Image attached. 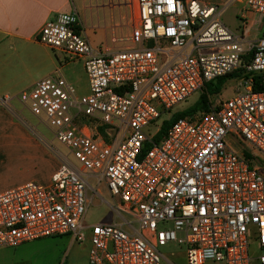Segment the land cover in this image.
Masks as SVG:
<instances>
[{"label":"built area","instance_id":"obj_1","mask_svg":"<svg viewBox=\"0 0 264 264\" xmlns=\"http://www.w3.org/2000/svg\"><path fill=\"white\" fill-rule=\"evenodd\" d=\"M237 1L264 16V0ZM225 9L136 0L128 31L114 30L99 49L77 11L45 24L38 41L84 61L89 93L57 71L21 94L69 155L48 185L0 194V248L71 236L89 242V264H162L169 244L184 248L187 264H264V91L253 90L255 79L264 86V34L246 47L223 23ZM230 76V98L209 95L207 110L155 141L175 107ZM102 183L122 222L86 227L88 190L100 195Z\"/></svg>","mask_w":264,"mask_h":264},{"label":"crops","instance_id":"obj_2","mask_svg":"<svg viewBox=\"0 0 264 264\" xmlns=\"http://www.w3.org/2000/svg\"><path fill=\"white\" fill-rule=\"evenodd\" d=\"M225 7L224 14L232 7L237 23L234 28L225 25L244 38L246 47L255 44L264 34V16L249 10L244 1L227 0ZM73 11L78 12L90 42L100 46L109 43L114 30L128 31L124 20L135 15L136 0H0V194L30 182L49 184L65 159L53 149V137L47 138L32 124L29 110L18 99L42 78L57 71L62 74L67 64L60 53L37 37L48 21ZM60 237L0 248V264H35L44 256L45 264H55L46 252L55 245L51 240ZM89 249L87 244L80 261L70 264H89ZM182 256L186 259L185 250Z\"/></svg>","mask_w":264,"mask_h":264},{"label":"rangeland","instance_id":"obj_3","mask_svg":"<svg viewBox=\"0 0 264 264\" xmlns=\"http://www.w3.org/2000/svg\"><path fill=\"white\" fill-rule=\"evenodd\" d=\"M203 3H209L210 5L219 7L222 9L226 3L227 0H198ZM222 21L224 24L235 27L237 25L235 14L232 10V7H229L226 11V13L222 17ZM93 45V44H92ZM102 45L97 46L93 45L94 48L99 49ZM63 58V64H67L66 67L62 70V75L66 81L71 84L77 91L79 95H87L89 92V84H88V78L85 73L84 69V61L79 59H71V58H64L63 55L60 54ZM235 86V83L232 81H228L224 86L222 91L220 92V97L222 99H228L230 98L234 91L233 88ZM201 96V95H200ZM198 94L192 96L189 98L186 102L181 103L177 107H175L172 110V114H177L180 112H183L195 105V103L200 98ZM18 102H20L25 108H27L23 102L21 101V97L18 99ZM28 109V108H27ZM29 110V109H28ZM28 112V111H27ZM29 118L34 126H37V129L41 131V133L44 136L53 137V149L58 151L61 156L67 157L69 155V152L67 148L63 145H61L59 142H57L54 139V136L51 132V129L46 124L45 118L42 116L41 118H38L34 116L30 110H29ZM171 114V116H172ZM170 116V117H171ZM168 117L167 115L162 116V118L155 124V126L151 127L152 131L156 127H160L162 125V122ZM94 127V126H93ZM90 130L91 133H95L97 135L101 134L98 130L93 129ZM70 161H72L76 166L77 163L72 157H68ZM44 184L43 182H38ZM48 185V184H47ZM89 185L91 188H96L97 183L96 180L91 178L89 179ZM98 192L100 195H96L91 189L88 190V204L86 209V214L84 218V226L88 227L94 224L99 223H121L122 220L116 215L112 207H115L118 203L117 199L112 197L106 186L102 183L98 187ZM124 218L129 221L133 222L132 217L123 215ZM134 227L137 228V224H134ZM160 227H165L161 225ZM168 228H171L172 225L169 224L167 226ZM126 228V227H125ZM127 229V228H126ZM55 245H53L50 249L47 250L46 256L49 258H53L55 260V264H70L74 259H79L84 255L85 250H83V247L85 248L87 244H89L88 241L85 243H77L74 242L71 243V236H64L57 239L51 240ZM73 245V246H72ZM160 252L165 255L169 261L173 264H187V261L185 258H183V247L177 245V244H169L166 247L159 248ZM84 251V252H83ZM251 255L252 256H258V252L255 249V246L251 245ZM44 257H39L38 261L36 260V263L45 264V261L43 260ZM48 259V258H47ZM179 259V262L177 260ZM168 261H164L163 264H171ZM35 263V264H36ZM254 264H257V262H254Z\"/></svg>","mask_w":264,"mask_h":264},{"label":"trees","instance_id":"obj_4","mask_svg":"<svg viewBox=\"0 0 264 264\" xmlns=\"http://www.w3.org/2000/svg\"><path fill=\"white\" fill-rule=\"evenodd\" d=\"M230 77H226V78H220L219 80H217L216 82H212L210 84L207 85L205 92L200 96V98L198 99V101L195 103V105L183 112L174 114L173 117L169 120L164 122L162 129L160 131V133L158 134V136L155 138V141L159 140L169 129V127L178 119L183 118V117H187L195 112L198 111H202V110H207L208 108V96L215 94V93H220L223 89V86L225 85V83L231 78ZM259 78V77H257ZM259 79H255V84L253 87V90L256 92H260V91H264V86L260 85ZM99 132L102 134V130H99ZM148 148V147H146Z\"/></svg>","mask_w":264,"mask_h":264}]
</instances>
